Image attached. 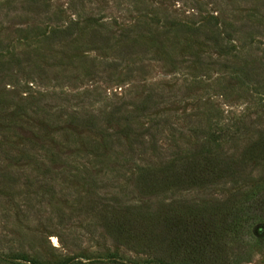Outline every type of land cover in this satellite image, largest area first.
Wrapping results in <instances>:
<instances>
[{
    "label": "rangeland",
    "instance_id": "1",
    "mask_svg": "<svg viewBox=\"0 0 264 264\" xmlns=\"http://www.w3.org/2000/svg\"><path fill=\"white\" fill-rule=\"evenodd\" d=\"M259 139L264 0H0V264H159L100 209L181 198L240 206L231 264H264V162L239 183L137 180Z\"/></svg>",
    "mask_w": 264,
    "mask_h": 264
},
{
    "label": "trees",
    "instance_id": "2",
    "mask_svg": "<svg viewBox=\"0 0 264 264\" xmlns=\"http://www.w3.org/2000/svg\"><path fill=\"white\" fill-rule=\"evenodd\" d=\"M127 129L131 131L130 126ZM242 156L224 160L218 153H205L203 149V155L187 158L179 166L143 169L137 179L138 187L151 193L158 189L166 193L172 189L207 187L226 179L239 183L249 166L264 162V139L249 145ZM179 200L161 202L151 217L146 214L148 207L143 205L120 208L106 203L100 209V219L116 241L151 252L156 263L231 264L228 248L239 226L240 206L226 200L215 201L218 204ZM251 203L249 208L260 209L264 216V197ZM62 264L84 263L69 258Z\"/></svg>",
    "mask_w": 264,
    "mask_h": 264
}]
</instances>
